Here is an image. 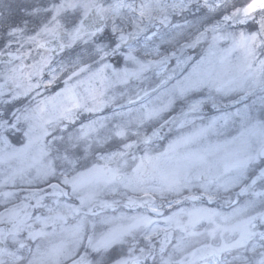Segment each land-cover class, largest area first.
Wrapping results in <instances>:
<instances>
[{"label":"snow or ice","instance_id":"snow-or-ice-1","mask_svg":"<svg viewBox=\"0 0 264 264\" xmlns=\"http://www.w3.org/2000/svg\"><path fill=\"white\" fill-rule=\"evenodd\" d=\"M20 12L0 13V264H264V0Z\"/></svg>","mask_w":264,"mask_h":264},{"label":"rangeland","instance_id":"rangeland-1","mask_svg":"<svg viewBox=\"0 0 264 264\" xmlns=\"http://www.w3.org/2000/svg\"><path fill=\"white\" fill-rule=\"evenodd\" d=\"M237 1H239V2H247L248 0H237ZM232 3L233 4H235V2L232 0ZM5 4H6V8H7V10L6 9H1L0 8V13H3L4 15H12V12H13V10H14V6L12 5V3L9 1V2H5ZM240 6V5H239ZM239 6H237V7H239ZM20 15H22V13L20 12ZM13 18H15L14 17V15H13ZM173 22H179V23H183V20H184V17L183 16H174L173 18ZM187 19H189V20H192L193 19V17L190 15V14H188L187 15ZM156 29L154 28L153 29V31H155ZM150 34V33H149ZM164 47H167L166 45L165 46H163L162 47V49L164 48ZM148 75L149 76H152V73H148ZM153 79H155V77H153Z\"/></svg>","mask_w":264,"mask_h":264}]
</instances>
